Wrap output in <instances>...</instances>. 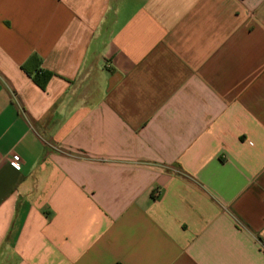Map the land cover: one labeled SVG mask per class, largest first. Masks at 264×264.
I'll return each mask as SVG.
<instances>
[{
	"label": "crops",
	"instance_id": "crops-1",
	"mask_svg": "<svg viewBox=\"0 0 264 264\" xmlns=\"http://www.w3.org/2000/svg\"><path fill=\"white\" fill-rule=\"evenodd\" d=\"M0 264H264V0H0Z\"/></svg>",
	"mask_w": 264,
	"mask_h": 264
},
{
	"label": "trees",
	"instance_id": "trees-1",
	"mask_svg": "<svg viewBox=\"0 0 264 264\" xmlns=\"http://www.w3.org/2000/svg\"><path fill=\"white\" fill-rule=\"evenodd\" d=\"M38 61V58L36 55H33L24 65V69L32 75L33 79L43 88H45L47 81L49 80L51 76V72L43 70L40 68V66H36V68L33 70L30 68L32 62Z\"/></svg>",
	"mask_w": 264,
	"mask_h": 264
},
{
	"label": "built area",
	"instance_id": "built-area-1",
	"mask_svg": "<svg viewBox=\"0 0 264 264\" xmlns=\"http://www.w3.org/2000/svg\"><path fill=\"white\" fill-rule=\"evenodd\" d=\"M13 164L16 166V167H21V162L18 160V159H13L12 160Z\"/></svg>",
	"mask_w": 264,
	"mask_h": 264
}]
</instances>
